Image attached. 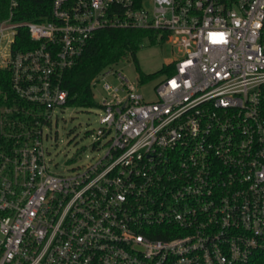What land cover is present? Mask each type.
<instances>
[{
	"label": "built area",
	"instance_id": "built-area-1",
	"mask_svg": "<svg viewBox=\"0 0 264 264\" xmlns=\"http://www.w3.org/2000/svg\"><path fill=\"white\" fill-rule=\"evenodd\" d=\"M18 7L0 20V71L32 106H0V264H248L264 251V0H51L25 22ZM22 27L35 46L14 48ZM105 27L156 31L183 55L155 101L121 72L120 87L105 82V153L55 171L44 127Z\"/></svg>",
	"mask_w": 264,
	"mask_h": 264
},
{
	"label": "rangeland",
	"instance_id": "rangeland-1",
	"mask_svg": "<svg viewBox=\"0 0 264 264\" xmlns=\"http://www.w3.org/2000/svg\"><path fill=\"white\" fill-rule=\"evenodd\" d=\"M12 36H6L3 46L7 45ZM183 55L179 45L172 41H157L151 43L148 39L138 51L137 58L140 68L146 73L158 72L166 63L173 62ZM93 82L96 100L101 103L108 95L104 89L105 82H109L113 88L120 87L121 81L116 76L121 72L129 79V82L137 85V92L144 95L146 100L158 99L156 87L164 79L165 74H160L153 79L140 81V72L134 60H121L106 68L105 72ZM120 96L126 95V91L118 90ZM103 109L99 106L77 107L67 106L59 109L53 115L50 122L46 123L44 143L49 150L47 157L52 161V169L55 171H68L85 168L102 156L109 144L100 143L97 140V131L102 126L100 117ZM2 234L0 232V239Z\"/></svg>",
	"mask_w": 264,
	"mask_h": 264
},
{
	"label": "trees",
	"instance_id": "trees-1",
	"mask_svg": "<svg viewBox=\"0 0 264 264\" xmlns=\"http://www.w3.org/2000/svg\"><path fill=\"white\" fill-rule=\"evenodd\" d=\"M51 0H19L16 20H42L50 15ZM10 13V0H0V20ZM158 32L139 28L105 27L97 31L89 41L78 62L67 69L63 86L69 92L67 106L103 107L95 98L93 82L104 69L121 60H134L140 72L142 82L153 79L160 74L174 72V62L166 63L155 73H146L137 58L138 51L145 40L156 43ZM165 36L162 41L165 40ZM36 45L25 27H22L14 43V48H29ZM0 106H11L16 102L22 109L30 108L31 103L18 98L11 89V72L0 71ZM248 264H264V251L257 253Z\"/></svg>",
	"mask_w": 264,
	"mask_h": 264
}]
</instances>
